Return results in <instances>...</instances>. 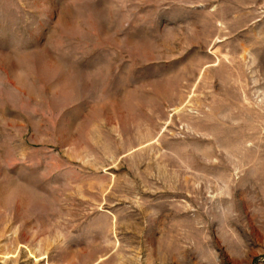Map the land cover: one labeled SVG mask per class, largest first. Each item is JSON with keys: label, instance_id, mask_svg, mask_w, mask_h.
Segmentation results:
<instances>
[{"label": "rangeland", "instance_id": "1", "mask_svg": "<svg viewBox=\"0 0 264 264\" xmlns=\"http://www.w3.org/2000/svg\"><path fill=\"white\" fill-rule=\"evenodd\" d=\"M0 264H264V0H0Z\"/></svg>", "mask_w": 264, "mask_h": 264}]
</instances>
